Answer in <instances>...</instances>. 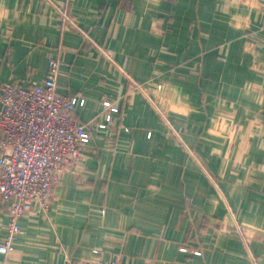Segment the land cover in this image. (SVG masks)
<instances>
[{
    "label": "crops",
    "instance_id": "1",
    "mask_svg": "<svg viewBox=\"0 0 264 264\" xmlns=\"http://www.w3.org/2000/svg\"><path fill=\"white\" fill-rule=\"evenodd\" d=\"M53 57L91 141L0 264H264V0H0V82Z\"/></svg>",
    "mask_w": 264,
    "mask_h": 264
},
{
    "label": "built area",
    "instance_id": "2",
    "mask_svg": "<svg viewBox=\"0 0 264 264\" xmlns=\"http://www.w3.org/2000/svg\"><path fill=\"white\" fill-rule=\"evenodd\" d=\"M65 28L79 30L78 22L65 6L56 7ZM61 60H49L46 78L33 87L24 88L17 82H0V202L7 208L9 222L0 243V253L8 255L20 233L19 219L37 210L48 212L54 189L63 173L86 159L91 141L87 125L73 116L82 100L59 94L57 80ZM142 89L143 85L136 84ZM106 122L94 126L105 128L117 112L110 101ZM242 231L241 227H238ZM94 258L66 264H121L106 261L101 252L93 250Z\"/></svg>",
    "mask_w": 264,
    "mask_h": 264
}]
</instances>
